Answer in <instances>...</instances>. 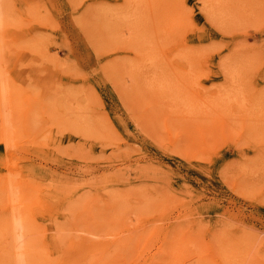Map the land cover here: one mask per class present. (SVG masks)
<instances>
[{
  "label": "rangeland",
  "instance_id": "1",
  "mask_svg": "<svg viewBox=\"0 0 264 264\" xmlns=\"http://www.w3.org/2000/svg\"><path fill=\"white\" fill-rule=\"evenodd\" d=\"M2 2L0 264H264V0Z\"/></svg>",
  "mask_w": 264,
  "mask_h": 264
},
{
  "label": "bare ground",
  "instance_id": "2",
  "mask_svg": "<svg viewBox=\"0 0 264 264\" xmlns=\"http://www.w3.org/2000/svg\"><path fill=\"white\" fill-rule=\"evenodd\" d=\"M1 2H2V0H0ZM0 2V4H3V2L1 3ZM205 2H206V0H205ZM131 3V2H130ZM202 3H204L203 1H202ZM210 3V2H209ZM226 3H228V2H226ZM133 4V3H132ZM136 4V3H135ZM141 4V3H140ZM144 4V3H143ZM164 4V3H163ZM127 5V4H126ZM138 5V4H137ZM147 5H149V4H147ZM167 5V4H166ZM175 5H176V3H175ZM221 5V4H220ZM227 5V4H226ZM237 5V4H236ZM122 6V5H121ZM140 6V5H139ZM168 7V6H167ZM176 7V6H175ZM206 7V6H205ZM222 7H223V5H222ZM239 7V6H238ZM130 8V7H129ZM143 8V7H142ZM164 9V8H163ZM165 9H166V7H165ZM206 9H207V7H206ZM215 9V8H214ZM218 9V8H217ZM246 9V8H245ZM249 9V8H248ZM252 9V8H251ZM28 10V9H27ZM150 10V9H149ZM169 10V9H168ZM203 10V9H202ZM205 10V9H204ZM212 10H213V8H212ZM164 11V10H163ZM170 11V10H169ZM175 11V10H174ZM30 12V11H29ZM178 12V11H177ZM205 12V15H206V17H207V19H209L210 21L212 20L211 18H212V14L214 13H212L211 15H210V11L209 12H207V10H205L204 11ZM28 13V12H27ZM26 13V14H27ZM30 14V13H29ZM154 14V13H153ZM163 14V13H162ZM127 15V14H126ZM129 15V14H128ZM215 15V14H214ZM248 16V15H247ZM129 16H127V18H128ZM131 17V16H130ZM141 17V16H140ZM162 17V16H161ZM259 17V16H258ZM249 18V17H248ZM128 21V20H127ZM134 21H137V20H134ZM162 21V20H161ZM172 21V20H171ZM1 24H2V22H0ZM9 23V22H8ZM179 24V23H178ZM131 25V24H130ZM2 26V25H1ZM135 26V25H134ZM155 26V25H154ZM169 26V25H168ZM177 26V25H176ZM143 27V26H142ZM157 28V27H156ZM165 28V27H164ZM128 29V28H127ZM126 29V30H127ZM149 30V29H148ZM1 31V30H0ZM128 31V30H127ZM162 31V30H161ZM141 32V31H140ZM170 32H173V31H170ZM162 33V32H161ZM159 34V33H158ZM163 38V37H162ZM151 39V38H150ZM149 40V39H148ZM153 40V39H152ZM140 43V42H139ZM154 45V44H153ZM157 45V44H156ZM145 49V48H144ZM241 49H242V47H241ZM147 50V49H146ZM151 50V49H150ZM234 50V49H233ZM1 51H3V50H1ZM197 52V51H196ZM241 52V51H240ZM3 54V53H2ZM0 55H1V52H0ZM243 55V54H242ZM245 55V54H244ZM150 56H152V55H150ZM149 56V57H150ZM195 57H196V55H195ZM1 58V57H0ZM153 59V58H152ZM235 59V58H234ZM2 60V59H1ZM0 60V61H1ZM143 61V60H142ZM142 61H141V63H142ZM145 62V61H144ZM148 62V61H147ZM222 63H224V62H222ZM221 63V64H222ZM145 64V63H144ZM148 64V63H147ZM147 64H146V67H148L147 66ZM154 64V63H153ZM142 65V64H141ZM115 66V65H114ZM119 66V65H118ZM145 66V65H144ZM149 67H151V66H149ZM146 69V68H145ZM149 69V68H148ZM140 71V70H139ZM133 72V71H132ZM140 75V74H139ZM142 75H144V74H142ZM148 75H149V73H148ZM151 76V75H150ZM235 76V75H234ZM239 76V75H238ZM142 78V77H141ZM157 78V77H156ZM159 79V78H158ZM226 79V78H225ZM136 80V79H135ZM138 80V79H137ZM140 80V79H139ZM148 80H149V78H148ZM153 81V80H152ZM155 82H156V80H155ZM159 82V81H158ZM166 83V82H165ZM144 84V83H143ZM150 84V83H149ZM158 84V83H157ZM136 85V84H135ZM140 85V84H139ZM142 86V85H141ZM139 87V86H138ZM153 87V86H152ZM129 88V87H128ZM156 87L154 86V89H155ZM136 89V88H135ZM145 90V89H144ZM150 90V89H149ZM148 90V91H149ZM167 90V89H166ZM7 91V90H6ZM138 91V90H137ZM168 91V90H167ZM128 92V91H127ZM135 92V91H134ZM154 92V91H153ZM227 93H228V91H226ZM5 93V92H4ZM132 93V92H131ZM226 93V94H227ZM7 94V93H6ZM141 95H142V93H140ZM154 94H156V93H154ZM137 95V94H136ZM158 95V94H157ZM171 95V94H170ZM130 96V95H129ZM131 96H132V94H131ZM130 96V97H131ZM135 96V95H134ZM137 96H139V95H137ZM167 96V95H166ZM222 96V95H221ZM133 97V96H132ZM150 97H152V96H150ZM164 97V96H163ZM157 99V98H156ZM131 100V99H130ZM154 100H155V98H154ZM173 100V99H172ZM172 100H167V101H172ZM226 100V99H225ZM163 101V100H162ZM153 103V102H152ZM178 103V102H177ZM93 104H95V103H93ZM169 104V103H168ZM172 104V103H171ZM171 104H169V105H171ZM90 105V104H89ZM149 105V104H148ZM173 105H175V103H173ZM223 105V104H222ZM132 106H134V105H132ZM147 106V105H146ZM185 106V105H184ZM173 107V106H172ZM175 107H176V105H175ZM164 108V107H163ZM174 108V107H173ZM147 109V108H146ZM164 110V109H163ZM168 110V109H167ZM172 110V109H171ZM174 110V109H173ZM172 110V111H173ZM146 111V110H145ZM144 111V112H145ZM166 112V111H165ZM151 113V112H150ZM146 115V114H145ZM145 117V116H144ZM149 117V116H148ZM153 119V118H152ZM155 119V118H154ZM11 121V120H10ZM204 121V120H203ZM222 121V120H221ZM220 121V122H221ZM216 123V122H215ZM210 124V123H209ZM220 124V123H219ZM263 124V123H262ZM196 125V124H195ZM259 125V124H258ZM146 126H147V124H146ZM165 126V125H164ZM216 126V125H215ZM232 126V125H231ZM261 126V125H260ZM263 126V125H262ZM211 127V126H210ZM209 127V128H210ZM213 127V126H212ZM8 128H9V126H8ZM192 128H194V127H192ZM208 128V129H209ZM218 128V127H217ZM230 128V127H229ZM234 128H236V127H234ZM263 128V127H262ZM219 129V128H218ZM228 129V128H227ZM9 130H11V129H9ZM209 131V130H208ZM232 131V130H231ZM234 133V132H233ZM249 133V132H248ZM200 134V133H199ZM229 134H230V132H229ZM257 134H258V131H257ZM260 134V133H259ZM263 134V133H262ZM232 135V134H231ZM202 137V136H201ZM193 138V137H192ZM190 151H192V150H190ZM251 168V167H250ZM264 171V170H263ZM257 174V173H256ZM8 181V180H7ZM243 183H244V181H243ZM31 194V193H30ZM108 195V194H107ZM123 195H124V193H123ZM122 195V196H123ZM106 196V195H105ZM114 196V195H113ZM107 197V196H106ZM109 198V197H108ZM110 200V199H109ZM73 205V204H72ZM79 205V204H78ZM119 206V205H118ZM72 206H70V208H71ZM70 208H69V210H70ZM110 208V207H109ZM75 209V208H74ZM123 210V209H122ZM130 210V209H129ZM143 210V209H142ZM66 211H68V209L66 210ZM72 211V210H71ZM93 211V210H92ZM144 211V210H143ZM75 212V211H74ZM126 212V211H125ZM122 213V212H121ZM120 213V214H121ZM72 214V213H71ZM101 214V213H100ZM125 214V213H124ZM99 215V214H98ZM94 216V215H93ZM99 217V216H98ZM103 218V217H102ZM109 218V217H108ZM120 219V218H119ZM103 220V219H102ZM107 220V219H106ZM34 223V222H33ZM55 223V222H54ZM99 223V222H98ZM109 225H110V223H109ZM35 227V226H34ZM5 228V227H4ZM37 228V227H36ZM105 228V227H104ZM33 229V228H32ZM3 230V229H2ZM5 230V229H4ZM1 231V230H0ZM6 231H8V228H7V230H5V234H6ZM2 232V231H1ZM32 232V231H31ZM176 232V231H175ZM8 234V233H7ZM261 233H258V235L257 236H255V237H253L254 238V241H253V244H250V245H253L254 246V242L257 240V238H258V236L260 235ZM3 235H4V233H3ZM194 235V234H193ZM5 236V235H4ZM1 237V236H0ZM182 238V237H181ZM189 238V237H188ZM178 239V238H177ZM179 240V239H178ZM174 241V240H173ZM185 241V240H184ZM243 241H245V239L243 240ZM186 242V241H185ZM129 243V242H128ZM221 243V242H220ZM172 244V243H171ZM179 244V243H178ZM185 245V244H184ZM183 245V246H184ZM188 245H189V242H188ZM7 246V245H6ZM126 246V245H125ZM124 246V248H126ZM8 247V246H7ZM61 247V246H60ZM176 247V246H175ZM10 248H11V246H10ZM129 249V248H128ZM180 249H182L181 248V246H180ZM241 249V248H240ZM11 250V249H10ZM252 250V249H251ZM1 252H2V250H1ZM6 253H7V251H6ZM9 253V252H8ZM175 253H176V251H175ZM180 254V253H179ZM182 254V253H181ZM3 256V255H2ZM1 256V257H2ZM8 256V255H7ZM182 256V255H181ZM175 257V256H174ZM4 258V260L3 261H5V257H3ZM15 258V257H14ZM175 258H177V257H175ZM19 260H21V258H18ZM201 260H202V258H200ZM198 260L195 264H206L205 262V260H203L204 262H202L201 260ZM7 260V259H6ZM31 261V260H30ZM171 261V260H170ZM42 262H43V260H42ZM10 263V262H9ZM29 263H31V262H29ZM35 263V262H34ZM210 263V262H209ZM208 263V264H209ZM104 264V263H103ZM168 264H169V262H168ZM170 264H171V262H170Z\"/></svg>",
  "mask_w": 264,
  "mask_h": 264
}]
</instances>
